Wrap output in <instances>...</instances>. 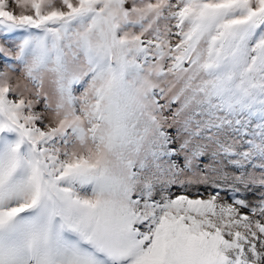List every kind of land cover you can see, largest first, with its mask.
I'll use <instances>...</instances> for the list:
<instances>
[{
    "label": "rangeland",
    "instance_id": "obj_1",
    "mask_svg": "<svg viewBox=\"0 0 264 264\" xmlns=\"http://www.w3.org/2000/svg\"><path fill=\"white\" fill-rule=\"evenodd\" d=\"M220 22L264 43V0H0V264H264Z\"/></svg>",
    "mask_w": 264,
    "mask_h": 264
},
{
    "label": "trees",
    "instance_id": "obj_2",
    "mask_svg": "<svg viewBox=\"0 0 264 264\" xmlns=\"http://www.w3.org/2000/svg\"><path fill=\"white\" fill-rule=\"evenodd\" d=\"M224 28V29H222ZM257 32H240L220 22L214 33V45L210 46L216 63L224 66L225 84L223 100L227 103L235 93L240 106L264 117V43H254ZM212 38V37H211ZM254 45L251 47V45ZM264 121V118H263Z\"/></svg>",
    "mask_w": 264,
    "mask_h": 264
}]
</instances>
